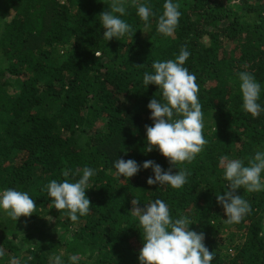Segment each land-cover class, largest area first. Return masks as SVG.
<instances>
[{
    "label": "trees",
    "instance_id": "1",
    "mask_svg": "<svg viewBox=\"0 0 264 264\" xmlns=\"http://www.w3.org/2000/svg\"><path fill=\"white\" fill-rule=\"evenodd\" d=\"M142 2L156 13L148 24L127 0L121 18L132 33L106 41L99 14L110 0H0V190L27 191L37 205L17 221L0 210V264L13 257L49 264L61 253L65 264L72 254L79 264H140L135 197L141 208L159 198L173 219L187 216L205 234L211 264H264V191L238 190L251 205L239 223H227L217 201L228 184L218 158L247 166L264 151V112L243 110L238 76L249 72L264 86V0H176L181 17L172 36L157 31L164 0ZM181 46L191 53L184 66L196 77L207 143L177 165L189 173L182 188L149 185L151 168L120 179L119 158L179 171L158 150L146 152L147 105L162 94L157 85L146 88L143 76L153 61L174 60ZM84 166L96 173L86 190L91 209L72 222L67 210L51 207L45 186ZM47 217L62 233L44 240L33 233Z\"/></svg>",
    "mask_w": 264,
    "mask_h": 264
},
{
    "label": "clouds",
    "instance_id": "2",
    "mask_svg": "<svg viewBox=\"0 0 264 264\" xmlns=\"http://www.w3.org/2000/svg\"><path fill=\"white\" fill-rule=\"evenodd\" d=\"M126 2L110 0L108 10L99 14L104 40L120 39L132 33V26L121 18L126 15ZM132 3L146 25L150 17L156 15L148 3L142 0H132ZM180 17L181 11L176 0H164L157 31L164 36H172ZM96 55L100 56L99 53ZM190 55L187 47L181 46L174 60L153 61V71L145 72L143 76L146 88L151 84L157 85L162 94V99L154 97L147 105L153 125H146V152L158 150L176 168L180 163L191 162L207 143L202 133L203 112L198 100L196 77L184 66ZM238 76L242 108L253 117H258L264 112V104L259 102L264 86L249 72H240ZM218 159L223 169V178L228 184L227 190L217 195V201L225 211L226 222L239 223L251 211V205L241 197L238 190L264 191V151H256L247 166L241 159H229L224 155ZM114 168L120 179L122 176L125 179L133 177L141 168H151L154 176L148 177L149 185L158 184L174 189L182 188L189 175L187 170L180 168L175 173L171 167L165 170L155 160H145L141 165L134 159L119 158L114 162ZM95 174V169L84 166L75 170L73 179L50 180L45 187L47 197L51 199V207L67 210L66 214L72 222L88 215L91 201L86 190L91 188L90 178ZM63 176L69 177V171H64ZM131 203L133 207L130 212L138 218L143 230V247L138 256L140 264H211L214 257L205 246V234L190 228L193 222L187 216L173 219L169 206L159 198L151 200L143 208L139 207L140 199L137 197ZM36 207L35 200L27 191L12 188L0 190V210L12 220L31 216ZM3 255L4 251L0 248V257ZM62 255L50 256L49 264H65ZM79 260L78 255L72 254L68 264H79ZM10 264H18V260L13 257Z\"/></svg>",
    "mask_w": 264,
    "mask_h": 264
},
{
    "label": "rangeland",
    "instance_id": "3",
    "mask_svg": "<svg viewBox=\"0 0 264 264\" xmlns=\"http://www.w3.org/2000/svg\"><path fill=\"white\" fill-rule=\"evenodd\" d=\"M53 220L54 218H52L51 220H44L43 222H41L40 224V231H38L37 233H33L34 235L37 236L40 235L41 238L45 239H50V238H56L60 233H62L61 229H57L53 227Z\"/></svg>",
    "mask_w": 264,
    "mask_h": 264
}]
</instances>
